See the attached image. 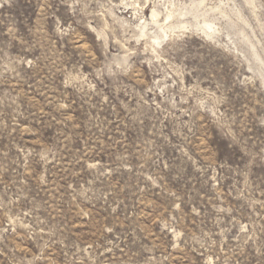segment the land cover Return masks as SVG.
Wrapping results in <instances>:
<instances>
[{"label": "rangeland", "instance_id": "obj_1", "mask_svg": "<svg viewBox=\"0 0 264 264\" xmlns=\"http://www.w3.org/2000/svg\"><path fill=\"white\" fill-rule=\"evenodd\" d=\"M0 264H264V0H0Z\"/></svg>", "mask_w": 264, "mask_h": 264}, {"label": "bare ground", "instance_id": "obj_2", "mask_svg": "<svg viewBox=\"0 0 264 264\" xmlns=\"http://www.w3.org/2000/svg\"><path fill=\"white\" fill-rule=\"evenodd\" d=\"M152 17L154 18V17H156V13H155V11L153 10L152 11ZM155 22V21H154ZM153 23V22H152ZM209 26H211V24H208Z\"/></svg>", "mask_w": 264, "mask_h": 264}]
</instances>
